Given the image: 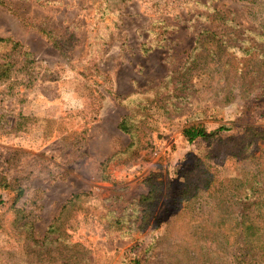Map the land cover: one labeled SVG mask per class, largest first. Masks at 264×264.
<instances>
[{
    "label": "rangeland",
    "instance_id": "rangeland-1",
    "mask_svg": "<svg viewBox=\"0 0 264 264\" xmlns=\"http://www.w3.org/2000/svg\"><path fill=\"white\" fill-rule=\"evenodd\" d=\"M0 39V264H224L203 233L264 181V0H0Z\"/></svg>",
    "mask_w": 264,
    "mask_h": 264
},
{
    "label": "trees",
    "instance_id": "trees-1",
    "mask_svg": "<svg viewBox=\"0 0 264 264\" xmlns=\"http://www.w3.org/2000/svg\"><path fill=\"white\" fill-rule=\"evenodd\" d=\"M206 32L207 36L212 35L211 39L216 44L224 42L216 32L209 30ZM204 40V36L202 38V35H199L195 52L192 51L187 55L188 63L191 65L188 67L189 69L195 67L197 61L202 57L203 54L197 53L196 50L202 48L201 44ZM150 49L152 47L145 48L143 53H147ZM0 69L2 70L0 78H9V69L4 66H0ZM124 121L128 120L123 119L121 128L126 129ZM184 134L190 141L208 136L206 130L197 125L186 127ZM251 156L254 157V154ZM258 175V173H252L249 176L245 174L244 177L236 180L235 187L239 192L237 199L222 211H218L217 218L203 233V236L208 235L213 238L211 244L216 245V250H218V252H214L222 255L224 264H264V181L257 179ZM250 176L253 177L252 180L249 178ZM189 203L191 206V202ZM234 205H237L238 209L234 210ZM192 257L194 258V256Z\"/></svg>",
    "mask_w": 264,
    "mask_h": 264
},
{
    "label": "crops",
    "instance_id": "crops-1",
    "mask_svg": "<svg viewBox=\"0 0 264 264\" xmlns=\"http://www.w3.org/2000/svg\"><path fill=\"white\" fill-rule=\"evenodd\" d=\"M150 47H152V49H150V50L147 52V55L150 54V53L152 52L153 48H155L153 45H151ZM144 55H145V54H144ZM167 59H168V58H167ZM167 59H164L163 62H167ZM107 74H110L109 77L111 76V78H112L111 73H107Z\"/></svg>",
    "mask_w": 264,
    "mask_h": 264
}]
</instances>
